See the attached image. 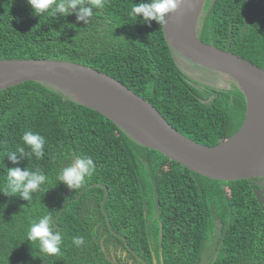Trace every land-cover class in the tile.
<instances>
[{
  "label": "trees",
  "instance_id": "1",
  "mask_svg": "<svg viewBox=\"0 0 264 264\" xmlns=\"http://www.w3.org/2000/svg\"><path fill=\"white\" fill-rule=\"evenodd\" d=\"M103 2L81 22L75 14L38 17L27 0H0V61L53 59L90 66L206 146H217L240 129L246 117L240 87L201 91L178 65L162 26L129 15L142 0ZM198 36L264 69V0H204ZM29 130L45 137V155L16 153L13 163L10 153L18 146L30 151L22 141ZM84 155L94 159L96 171L72 190L56 179L58 171ZM14 167L39 170L48 180L30 202L0 193V264H115L101 241L104 234L106 243L116 240V233L148 264H264V205L255 195L261 178L222 182L198 175L45 84L25 82L0 91V192L7 187V169ZM94 184L109 190L110 227L101 210L104 189L92 188L74 200ZM49 212L54 219L60 215L56 224L63 241L61 254L52 257L38 252V242L27 241L31 223ZM77 236L84 238L79 247L73 243Z\"/></svg>",
  "mask_w": 264,
  "mask_h": 264
},
{
  "label": "water",
  "instance_id": "2",
  "mask_svg": "<svg viewBox=\"0 0 264 264\" xmlns=\"http://www.w3.org/2000/svg\"><path fill=\"white\" fill-rule=\"evenodd\" d=\"M203 6L204 0H186L175 14L166 17L167 24L162 28L169 47L179 57L232 77L245 95L246 117L242 126L217 146H206L184 136L146 99L90 66L53 59L2 60L0 91L25 82L42 83L79 105L101 113L139 144L162 153L198 175L222 182L264 178V69L199 38L198 20ZM247 21L248 18L245 30ZM119 116L131 125L132 130ZM92 188L105 191L101 210L110 227L105 212L109 198L106 186L90 185L74 200H79ZM255 195L264 205V188L256 190ZM69 202L64 204L60 215ZM121 239L126 243L125 238Z\"/></svg>",
  "mask_w": 264,
  "mask_h": 264
},
{
  "label": "clouds",
  "instance_id": "3",
  "mask_svg": "<svg viewBox=\"0 0 264 264\" xmlns=\"http://www.w3.org/2000/svg\"><path fill=\"white\" fill-rule=\"evenodd\" d=\"M27 3L34 10V15L38 17L44 14L51 17L57 15L68 17L75 14L77 20L81 22L91 18L94 15V9L104 7L103 0H90V2H86V0H27ZM185 3L186 0H148V2L142 0L141 3L133 5L129 15L137 19L142 17V22L149 25L155 21L163 26L167 24L166 17L175 14ZM22 141L30 151L26 153L24 146H18L15 152L10 153L13 163H18L16 153L27 158L34 156L36 159H41L44 157L46 141L43 135L30 130L25 131ZM95 171L94 159L84 155L75 159L74 164L62 167L58 171L56 179L71 189H78L85 179L91 177ZM6 175L7 187L0 193L9 197L19 196L29 202L32 200L33 194L41 191L42 186L48 180L43 172L30 168H8ZM27 241H30L31 244L38 242L37 249L40 254L51 257L61 254L62 235L51 212L31 223L27 232ZM73 243L79 247L84 244V238L82 236L73 237Z\"/></svg>",
  "mask_w": 264,
  "mask_h": 264
},
{
  "label": "rangeland",
  "instance_id": "4",
  "mask_svg": "<svg viewBox=\"0 0 264 264\" xmlns=\"http://www.w3.org/2000/svg\"><path fill=\"white\" fill-rule=\"evenodd\" d=\"M176 60L178 62V65L181 66V68H183L185 71L190 72L192 74V76H188V77L195 78L196 87L199 89L203 90L205 87H210L212 89L227 90V89H232L234 85H237L239 87V84L230 76H227L225 74H219V73H216L214 71H210L204 68H200L195 64H191L186 61H183L184 59L182 60V58L179 56L176 57ZM263 182L264 181L259 180L257 182V185L261 186L264 184ZM105 244H106L105 241L102 242L103 247L105 246ZM212 249H213V245L209 246L206 249V251H211Z\"/></svg>",
  "mask_w": 264,
  "mask_h": 264
},
{
  "label": "flooded vegetation",
  "instance_id": "5",
  "mask_svg": "<svg viewBox=\"0 0 264 264\" xmlns=\"http://www.w3.org/2000/svg\"><path fill=\"white\" fill-rule=\"evenodd\" d=\"M183 61H186V60H183ZM186 62H188V61H186ZM188 63H191V62H188ZM191 64H193V63H191ZM200 68H202V67H200ZM183 71H184V73L186 72L185 75L192 76V74L190 72H187L184 69H183ZM189 81H196V80H195L194 77H191ZM200 90L202 91V89H200ZM258 181H256V182H258ZM260 181H264V178H261ZM262 188H264V184L260 186V189H262ZM100 228L102 229V231H105V228L103 226H101ZM217 232H218V234H221L220 228L217 229ZM115 237H116V240H111L109 243H106V245L103 247V249L106 252L107 256L115 264H119V262L122 263V264H138V263H135V259L138 260L139 262H144L145 264H148L145 261H143V259L141 257H139L137 254H135L131 250V248L128 246V242H127L125 237L121 236L118 233L115 234ZM122 237L125 238L126 243L121 239ZM106 238H108V236L106 234H104L101 243L104 242ZM213 249H214V247H213ZM212 250L211 251H206L204 253V255L210 256Z\"/></svg>",
  "mask_w": 264,
  "mask_h": 264
},
{
  "label": "bare ground",
  "instance_id": "6",
  "mask_svg": "<svg viewBox=\"0 0 264 264\" xmlns=\"http://www.w3.org/2000/svg\"><path fill=\"white\" fill-rule=\"evenodd\" d=\"M110 111H112V112H115V111H113V110H110ZM116 113V112H115ZM119 117H121V116H119ZM121 119H122V121H123V123L129 128V129H131L132 130V127H131V125L123 118V117H121Z\"/></svg>",
  "mask_w": 264,
  "mask_h": 264
}]
</instances>
